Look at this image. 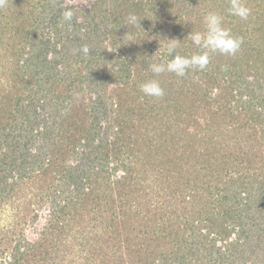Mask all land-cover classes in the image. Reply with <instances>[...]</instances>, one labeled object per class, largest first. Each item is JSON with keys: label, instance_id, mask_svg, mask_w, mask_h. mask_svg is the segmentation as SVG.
I'll return each instance as SVG.
<instances>
[{"label": "trees", "instance_id": "trees-1", "mask_svg": "<svg viewBox=\"0 0 264 264\" xmlns=\"http://www.w3.org/2000/svg\"><path fill=\"white\" fill-rule=\"evenodd\" d=\"M230 3H0V264H76L62 263L63 236L85 232L90 216L86 264H264V0H243L246 20ZM208 12L241 39L237 53H210L178 89L163 73L164 96H144L148 65L169 59L155 54L159 41L181 40L182 56L202 51L183 39L204 31ZM51 171L69 193L31 239L27 226L60 192L40 184ZM27 185L46 188L32 189L36 212Z\"/></svg>", "mask_w": 264, "mask_h": 264}, {"label": "clouds", "instance_id": "clouds-1", "mask_svg": "<svg viewBox=\"0 0 264 264\" xmlns=\"http://www.w3.org/2000/svg\"><path fill=\"white\" fill-rule=\"evenodd\" d=\"M3 0H0L2 3ZM229 13L233 16L246 20L251 14L243 0H231ZM74 13L71 9L64 11L63 18L66 21H72ZM140 19L135 14H129L127 23L133 26H140ZM204 31H190L183 39L190 40L195 46L202 51L192 54L191 56H182L177 53V48L181 46L182 41L179 39H168L166 42L159 41V51L169 57L166 61L156 62L155 60L148 65V70L153 74L152 79H148L139 85L140 91L144 96L153 98H162L164 89L161 83L155 77L163 73H173L177 77H184L189 70H203L210 62V53H219L221 55H235L241 46V39L234 37L230 30L223 25V16L217 12H208L203 16ZM141 27V26H140ZM84 52L88 49L85 47ZM154 54V55H155ZM152 55L151 57H153Z\"/></svg>", "mask_w": 264, "mask_h": 264}, {"label": "rangeland", "instance_id": "rangeland-1", "mask_svg": "<svg viewBox=\"0 0 264 264\" xmlns=\"http://www.w3.org/2000/svg\"><path fill=\"white\" fill-rule=\"evenodd\" d=\"M68 3H73V2H77V3H88V1L90 0H66ZM173 10L176 9V7H172ZM225 10L226 11V8L225 6H221L219 7V11L220 13H222V11ZM221 15V14H220ZM174 19V18H173ZM113 42V39H108V43H110L109 45L111 46ZM154 44V43H153ZM158 50V49H156ZM168 75V74H167ZM169 77V75H168ZM172 77V86L173 88H176L178 89L179 85L182 83V79L179 77H175L174 75L171 76ZM148 80V78L146 79ZM203 85V84H202ZM36 139L38 140V144L39 145H42V140H44V135H41V133H39L37 136H36ZM26 140V139H25ZM23 143H24V140H22V142L20 143V145L23 147ZM21 146H18V149L21 148ZM37 148V147H36ZM35 150V149H33ZM20 154V152L18 151V155ZM22 161V160H21ZM4 173V172H2ZM7 173V172H6ZM121 174V172H119V175ZM183 175L186 176V173H183ZM60 176V174H56V172L54 171H51L50 174L48 175V178L47 176L45 177V180L47 179V181L45 182H42L40 184H47V185H50L51 188L53 186H56L58 188V190L60 191L59 192V195L58 196H54L51 195V203H45L44 204V207H42L41 209H39V217L38 219L34 220V222L30 225H28L27 227V230H26V234L27 236H29L31 239L35 238L36 236V232H35V228H38V229H41L45 223L50 219V217L52 216L51 215V212L56 208H58V201H60L61 199H65L67 194L69 193V191H66V187H65V182H64V179L61 180L59 179L58 177ZM183 176V178L185 177ZM59 179V180H58ZM106 183H103V185H105ZM65 189L64 191L62 189ZM105 188H106V191L107 192H110V188L112 187H106L105 185ZM24 189H30V192L28 193L32 198V202H33V205L32 206V212H36L35 210H37L39 208V205L41 204L40 203V199H41V195H38L37 197L34 196V194L36 192H34L32 189H36V190H40V189H46L44 186H35L34 188L31 189V187H29V185H27ZM55 190V188H53ZM52 191V190H51ZM56 192V190H55ZM53 193V192H51ZM102 193V192H101ZM28 200V195H26V197H24L23 199L25 200ZM52 200L53 202L55 203H52ZM23 202V201H22ZM40 203V204H39ZM76 205V208L77 209H80L83 208L84 206H81L79 207L80 205ZM52 206V207H51ZM34 207V208H33ZM55 207V208H53ZM79 207V208H78ZM75 207H73V209H71L72 212H76L77 209ZM93 209V207L91 206H88V211H91ZM84 212H87V209L84 210ZM8 214V213H7ZM98 214V213H96ZM97 217V216H96ZM93 222H97V219H94L92 218L91 216L90 217H87L85 219V221L83 222V225L86 223V227H85V232H81L82 228L81 227V224H79V226L77 225L73 230H75L74 232H72V226H71V229H67L68 231L65 232L64 236H63V239L65 241L64 243V248H65V251L67 252V255L66 256H63L64 260L62 263H70L72 260L73 262H75L76 264H86V254L88 251H90L91 255L93 253V251L96 249V246L93 243V241L95 240L96 238V227ZM70 227V226H69ZM68 227V228H69ZM112 230L110 231H106L104 233V236L105 237H108L107 235L109 233H111ZM106 239V238H105ZM104 239V240H105ZM87 240H89V243H87L86 245H82V244H85L87 242ZM104 251H106L105 255L106 257L109 258V252L108 251H111L110 249H104Z\"/></svg>", "mask_w": 264, "mask_h": 264}]
</instances>
